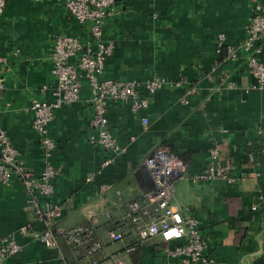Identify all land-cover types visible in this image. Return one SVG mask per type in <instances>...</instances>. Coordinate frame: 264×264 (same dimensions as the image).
Here are the masks:
<instances>
[{
    "label": "crops",
    "instance_id": "crops-1",
    "mask_svg": "<svg viewBox=\"0 0 264 264\" xmlns=\"http://www.w3.org/2000/svg\"><path fill=\"white\" fill-rule=\"evenodd\" d=\"M115 1L102 25L104 37L114 41L103 75H160L166 82L138 113L124 102H107L109 128L124 147L111 160L89 139L88 86L77 101L55 108L48 123L55 142L48 160L57 170L48 199L61 206L55 226L92 225L101 247L88 256L82 247L75 254L60 235L56 246L42 243L43 225L26 209L27 191L14 173L9 184L0 182V237L14 236L20 248L2 264H175L167 252L170 242L159 236L140 241L124 220L126 203L153 185L144 161L159 146L183 161L173 200L197 217L213 264H264V159L257 153L251 162L246 156L264 131V88L248 71V51L240 45L252 4L264 7V0ZM221 33L236 44V59H226ZM60 34L81 41L89 34L61 0H6L0 13V129L17 148L22 170L34 176L47 160L27 107L32 99L54 98L50 50ZM260 57L264 62V41ZM213 145L233 162L235 182L193 179ZM28 221L31 228L20 232ZM115 229L122 232L120 240L108 236Z\"/></svg>",
    "mask_w": 264,
    "mask_h": 264
},
{
    "label": "built area",
    "instance_id": "built-area-1",
    "mask_svg": "<svg viewBox=\"0 0 264 264\" xmlns=\"http://www.w3.org/2000/svg\"><path fill=\"white\" fill-rule=\"evenodd\" d=\"M69 15L79 23L88 26V38L81 41L73 34H60L54 37L50 50L52 61L51 73L55 79L54 98L51 101L32 99L27 107L33 114L32 128L37 133L42 145L46 164L38 176L22 170L17 163L18 150L7 132L0 129V182L9 184L12 174H17L27 191L26 209L32 211L35 219L43 225L38 239L46 246H56V234H60L71 246L75 254L81 247L86 255L95 253L101 242L94 239L92 225H77L63 229L55 226L61 215V206L51 201L49 196L54 191L56 168L48 160L55 142L48 132V123L54 115L55 108L79 99L84 85L88 86L92 115L89 124L92 133L91 142L101 146L110 156V160L122 152L124 147L112 133L108 125L106 105L108 101L124 102L133 113H138L148 106L150 97L166 82L160 75H153L144 80L114 79L104 76L103 72L114 48V41L103 35L104 19L115 11V0H61ZM6 0H0V13ZM246 35L241 42L242 48L248 51L246 65L255 77L257 85L264 88V62L260 58L264 41V7L253 3L251 15L246 24ZM218 40L225 47L226 59H236V44L219 34ZM228 86L232 87L231 84ZM3 87L0 81V89ZM141 123L147 125L148 119L142 116ZM257 148L249 150L246 156L249 161L255 155L264 159V131L259 130ZM208 163L203 170L193 175V179L223 178L235 182L234 164L229 159H222L216 146L208 152ZM145 168L152 180V187L145 191L141 198L126 203L124 220L136 230L140 241L152 236H159L171 245L167 248L169 255L175 258V264H213L214 259L204 252V240L199 232L198 219L192 213H185L174 202L175 180L183 170V161L167 147L159 146L146 157ZM46 199L40 202L39 198ZM31 228V221L20 226L22 233ZM112 240H120L119 229L109 230ZM19 243L12 235L0 237V264L16 253Z\"/></svg>",
    "mask_w": 264,
    "mask_h": 264
},
{
    "label": "trees",
    "instance_id": "trees-1",
    "mask_svg": "<svg viewBox=\"0 0 264 264\" xmlns=\"http://www.w3.org/2000/svg\"><path fill=\"white\" fill-rule=\"evenodd\" d=\"M261 58V57H260ZM60 234H56V237L57 236H59ZM61 236V235H60ZM70 246V245H69ZM70 248H71V246H70ZM83 248V247H82ZM84 249V248H83ZM71 250H72V248H71ZM94 254V253H93ZM93 254H91V255H88V256H92ZM92 261H94V260H92Z\"/></svg>",
    "mask_w": 264,
    "mask_h": 264
}]
</instances>
